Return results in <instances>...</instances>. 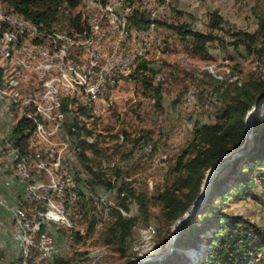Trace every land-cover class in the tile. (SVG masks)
Here are the masks:
<instances>
[{"label": "rangeland", "instance_id": "374dc122", "mask_svg": "<svg viewBox=\"0 0 264 264\" xmlns=\"http://www.w3.org/2000/svg\"><path fill=\"white\" fill-rule=\"evenodd\" d=\"M154 1L156 4L165 2ZM169 1L173 5L171 16L159 22L184 25L188 30L203 34L212 33L217 40L207 44L206 49L199 50L191 37L180 36L157 24L156 40L147 51L144 67L123 80L113 94V107L93 122L95 144L81 146V150L74 153L71 163L73 169L88 178L93 187L98 186L99 191L113 189L109 202L125 214L112 207L109 218L96 225V221L89 216L88 203L81 201L79 205L85 232L81 236L72 235L74 246L68 247V261L83 257L93 249L107 252L99 264H128L136 259L163 256L170 237L175 233L176 223L165 217L162 205L156 199L157 193L173 183L177 175L173 170L176 159L194 138L196 128L213 124L217 111L230 99V93H234L235 89L229 78L221 76L222 80H218L205 69L216 65L215 73L222 75V67L228 66L243 84L257 80L258 71H254L257 61L264 70V0ZM56 3V14L44 27L67 33L79 32L84 25L78 5L69 7L58 0ZM0 4L5 11H11L6 3ZM131 4L137 10H134V20L138 21L140 17L141 20L147 19V13L143 14L138 9L137 0H131ZM216 18L220 19L218 28H213ZM238 32L253 36V40L233 46L231 43L236 40L233 35ZM201 69H204L202 73L199 72ZM143 77L147 84L142 82ZM74 108L76 115L89 117L88 107L78 104ZM81 122L83 119L79 120ZM4 130L0 128V133ZM100 161H106L109 167L101 170L98 166ZM3 176L0 173V180ZM12 192H17L14 186H11ZM122 192L123 198L120 196ZM136 197H145L146 209L140 208ZM211 202L214 206L219 205L215 198ZM117 213L136 220L130 235L123 242L116 232H106ZM226 213L264 229V186L257 180L249 196L230 204ZM213 215L210 211L207 218L199 216L196 222H206L203 228L213 226ZM148 225L155 229L153 236L144 233ZM10 233L9 217L2 215L0 263L3 264H12L14 259ZM48 235L55 245L65 248L61 230L53 228Z\"/></svg>", "mask_w": 264, "mask_h": 264}, {"label": "built area", "instance_id": "2783aa9c", "mask_svg": "<svg viewBox=\"0 0 264 264\" xmlns=\"http://www.w3.org/2000/svg\"><path fill=\"white\" fill-rule=\"evenodd\" d=\"M77 1L84 26L76 33L43 28L5 11L0 4V128L5 129L0 133V173L4 175L0 210L10 220L16 264H49L54 258L68 261V247L74 246L72 235L85 232L81 201L88 203L89 216L96 225L109 218L113 207L109 196L114 190L99 191L73 169L74 153L81 146L95 144L93 122L113 107L114 92L137 63L147 61V51L156 40L157 22L169 18L173 8L169 0L160 4L138 0V9L147 13L149 23L134 27L131 0ZM217 68L209 65L205 70L218 80L223 76L241 84L228 66L222 67V75L215 73ZM255 70L264 75L258 61ZM78 104L88 107L89 117L76 115ZM80 119L83 122L79 123ZM20 120L33 124L24 154L12 146L10 137ZM98 166L101 170L109 167L106 161ZM12 185L18 193L10 202L1 192L10 191ZM50 228L64 233V249L48 235ZM144 233L153 236L155 229L148 225ZM106 255L104 249H93L68 262L99 264Z\"/></svg>", "mask_w": 264, "mask_h": 264}, {"label": "trees", "instance_id": "16d2710c", "mask_svg": "<svg viewBox=\"0 0 264 264\" xmlns=\"http://www.w3.org/2000/svg\"><path fill=\"white\" fill-rule=\"evenodd\" d=\"M56 1L0 0L11 8V12L43 28L50 24L56 14ZM58 1L64 2L69 7L78 4L77 0ZM134 10L130 18L132 26L147 25L148 19L141 20L140 17L138 21L134 20L137 11ZM219 20L216 18L212 23L213 28H218ZM157 24L166 26L180 36L191 37L196 43V49L199 50L206 49L207 44L217 40L216 35L212 33L203 34L188 30L184 25H165L162 22ZM233 38L236 40L231 44L235 47L253 40V36L240 32L234 34ZM146 62L140 60L131 74L138 68L144 67ZM256 77L257 80L234 84V93H230L232 95L230 99L217 111L214 123L197 127L194 138L176 159L173 170L177 175L173 183L158 192L156 197L162 205L165 217L175 223L200 198L206 173L225 161H230L217 173L206 197L195 209L194 215L182 223L180 233L174 241V250L161 260L146 261L141 264H264V229L246 219L226 213L230 204L249 196L257 180L264 186V103L251 119L250 146H248L246 124L248 113L264 98V79L260 74ZM142 82L147 84L146 78L143 77ZM32 128V122L20 120L10 132L12 146L21 154L26 150V141ZM129 194L134 197L132 193ZM136 198L140 208L146 209L145 197ZM213 198L219 201V205H212ZM210 211L214 214V225L203 228L206 222L197 223V217L207 218ZM113 218L106 232L109 234L116 232L119 240L123 242L130 235L136 220L124 218L120 213ZM248 232L252 233L251 238L246 237ZM239 241L242 244L241 249L238 248ZM197 254L194 261L190 255ZM259 255L263 257L260 258ZM16 261L17 259L14 258L12 264H16ZM49 264H69V262L54 258Z\"/></svg>", "mask_w": 264, "mask_h": 264}, {"label": "water", "instance_id": "95a60500", "mask_svg": "<svg viewBox=\"0 0 264 264\" xmlns=\"http://www.w3.org/2000/svg\"><path fill=\"white\" fill-rule=\"evenodd\" d=\"M264 103V98L262 100H260L252 109L251 111L248 113L247 117H246V124L248 127V146L251 145V139H252V124H251V119L253 117V115L256 113V111L258 110V108ZM234 157V156H233ZM232 157V158H233ZM230 160L225 161L224 163H222L219 167L212 169V173L210 174V176L205 180L204 183V187L202 189L205 190L204 194H203V198L206 197L207 192L210 188V185L213 181V179L215 178V176L217 175V173L220 171V169L226 164L228 163ZM192 209V207H190V209L183 215V217L181 219H179L176 222L175 225V233L172 235L171 240L169 242V246L166 250V252L164 253L163 256L161 257H152V258H146V259H136L134 260L132 263H128V264H141L144 263L146 261H157V260H161L163 258H165L167 255H169L173 250H174V241L177 238L178 234L180 233V228L183 222H185L186 220L190 219L194 213L195 210L190 211ZM192 258V257H191ZM193 259V258H192Z\"/></svg>", "mask_w": 264, "mask_h": 264}, {"label": "crops", "instance_id": "0c3cea01", "mask_svg": "<svg viewBox=\"0 0 264 264\" xmlns=\"http://www.w3.org/2000/svg\"><path fill=\"white\" fill-rule=\"evenodd\" d=\"M14 186V185H12ZM15 190L17 189L15 186H14ZM3 196L9 200L10 202H12L13 198L16 196L17 192H12L10 193L9 190H5V189H2V192ZM0 217H2V215H7L6 213H4L3 211L0 210ZM8 216V215H7ZM12 231V230H11ZM10 238H11V233H10ZM3 242H5V240H2ZM14 250V249H13ZM12 250V251H13ZM14 258H15V254H14Z\"/></svg>", "mask_w": 264, "mask_h": 264}, {"label": "bare ground", "instance_id": "6f19581e", "mask_svg": "<svg viewBox=\"0 0 264 264\" xmlns=\"http://www.w3.org/2000/svg\"><path fill=\"white\" fill-rule=\"evenodd\" d=\"M137 1H138V0H137ZM211 173H212V170H209L208 173H207V175L205 176V178L207 179V178L210 176ZM204 183H205V182H204ZM203 187H204V185L202 186V188H203ZM204 192H205V190L202 189V190H201L200 198H199V199L194 203V205L192 206L193 209H194V207L198 206V205L202 202ZM190 211H192V209H191ZM173 234H174V233H173ZM173 234H172V235H173ZM171 237H172V236H171ZM171 237H170V240H171ZM170 240H169V242H170ZM188 256H189V253H188ZM197 256H198V254H197V255H194V256H191V255H190V257H192L193 259H196Z\"/></svg>", "mask_w": 264, "mask_h": 264}]
</instances>
